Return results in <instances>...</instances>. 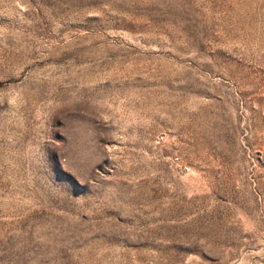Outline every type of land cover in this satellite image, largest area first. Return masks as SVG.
I'll list each match as a JSON object with an SVG mask.
<instances>
[{
  "label": "rangeland",
  "instance_id": "obj_1",
  "mask_svg": "<svg viewBox=\"0 0 264 264\" xmlns=\"http://www.w3.org/2000/svg\"><path fill=\"white\" fill-rule=\"evenodd\" d=\"M0 264H264V0H0Z\"/></svg>",
  "mask_w": 264,
  "mask_h": 264
}]
</instances>
